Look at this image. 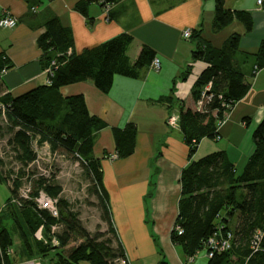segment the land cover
<instances>
[{"label":"trees","instance_id":"trees-1","mask_svg":"<svg viewBox=\"0 0 264 264\" xmlns=\"http://www.w3.org/2000/svg\"><path fill=\"white\" fill-rule=\"evenodd\" d=\"M93 1L103 6L113 0H79L75 8L86 14L87 4ZM232 19L239 20L244 31L252 27L249 10L232 9L224 5V0H214L213 28L218 29ZM240 35L239 32H232L221 45H215L201 34L200 29H191L190 39L194 41L192 57L205 63L193 81L191 91L196 97L200 87L210 81L209 92L212 93L202 109L185 106L182 99L173 95V88L167 95L159 97L167 101L169 108L178 110V126L188 146V162L179 175L180 196L174 220L182 231L177 233L173 226L170 230L171 240L180 245L186 255H193L204 247L207 237L219 225L222 226L221 231L231 232L229 247L212 252L207 257V264H264V115L251 129L253 149L240 169L226 157L223 150L212 151L196 159L192 157L203 136L215 139L219 135L217 121L249 86V82L244 81L241 69L234 64V54L239 51L244 56H253L251 75L264 66V38L254 51H246L239 49ZM132 38L129 32L123 31L75 52L70 49L71 32L57 16H50L44 21V30L37 36L36 42L41 49L43 69L54 60L49 82L17 95L4 93L0 97L4 104L0 114L5 116L7 127L12 131L15 157L22 165L37 159L32 147L33 139L39 144L45 141L50 150H60L80 162L90 180L91 190L98 198L107 228L94 232L85 228L70 209L68 201L59 197L60 186L46 177L39 175L33 179L30 197L26 198L17 195V189L22 184L19 177L9 184L0 172V180L8 185L11 193L0 213V264H14L16 261V257L9 254L12 231L4 223L6 217L11 218V228L18 235L25 255L30 257L36 253L46 256L49 249H53L48 258L49 264H78L81 259L88 260L90 264H116L115 257L124 254L120 241L115 240L116 231L103 185L100 157L93 153L94 133L106 123L87 109L81 93L63 95L59 87L90 79L99 90L106 92L115 73L137 76L140 69L150 63L155 51L143 43L131 60L126 49ZM6 61L0 57V68L4 64L10 66ZM112 131L114 156L120 158L130 154L136 133L134 122L113 127ZM39 189L58 197L57 216L36 205L33 198ZM14 195L17 201L12 200ZM234 213L236 220L232 227L228 222ZM53 223L60 224V230L54 233L58 245L50 242L49 231ZM39 226L42 234L46 235V242L34 234ZM258 230L261 231V248L252 251L251 239ZM64 245L67 247L63 249Z\"/></svg>","mask_w":264,"mask_h":264},{"label":"crops","instance_id":"crops-1","mask_svg":"<svg viewBox=\"0 0 264 264\" xmlns=\"http://www.w3.org/2000/svg\"><path fill=\"white\" fill-rule=\"evenodd\" d=\"M77 1L0 0V15L6 13L16 18L14 25L0 26V57L10 64L0 76V97L4 93L17 95L47 83L36 38L44 30V21L50 16H57L70 30V49L75 52L123 31L133 37L126 49L131 60L141 44L150 45L159 58L158 68L148 64L140 69L137 76L115 73L106 92L99 90L90 79L61 85L59 91L63 95L81 93L87 109L106 123L94 133L93 153L100 157L103 185L116 231L115 240L120 241L129 263L207 264L204 249H198L193 259L187 262L188 255L170 238L178 211L179 175L188 162V146L179 126L167 122L170 108L167 101L159 97L167 95L173 88L175 97L182 99L185 106L194 108L191 84L205 63L192 57L194 41L182 35L184 28L200 29L201 34L213 44L221 45L217 41V31L229 27L224 31H230L221 35L223 41L230 33L239 32V49L254 51L264 38V0L260 5L257 0H224L226 7L251 12L252 27L249 31H244L243 24L237 19L214 29V0H113L110 16L95 1L87 4L86 14H83L75 8ZM196 61H200L201 65L191 76L187 72ZM233 61L243 72L244 81H248L249 86L230 106L225 120L219 125L220 141L203 136L192 157L196 159L209 152L223 150L238 168L235 153L242 152L240 156L245 154L246 158L249 156L253 149L251 129L264 115V66L251 75L253 56H244L238 51ZM128 121L136 126L133 151L117 158L111 155L115 147L112 128L122 127ZM230 140L233 142L232 152L221 144V141ZM0 191L1 213L10 196L9 187L2 180ZM233 219L232 227L236 213L231 216L230 222ZM4 223L12 231L9 254L16 257L14 264L27 259L49 264L48 258L53 249H49L46 256L36 253L30 257L25 255L18 235L11 228V218L6 217ZM42 233L40 230L38 239L46 242V235ZM66 247L62 246L63 249ZM78 264L90 262L81 259Z\"/></svg>","mask_w":264,"mask_h":264},{"label":"rangeland","instance_id":"rangeland-1","mask_svg":"<svg viewBox=\"0 0 264 264\" xmlns=\"http://www.w3.org/2000/svg\"><path fill=\"white\" fill-rule=\"evenodd\" d=\"M228 26L231 27L232 25ZM227 28L229 27L222 28L220 31H217L216 37H219L217 40L219 41L218 43H222L224 39L221 35H226L223 33H228V31H230H224ZM200 65L201 62L196 61L194 65L189 67V73L187 72V74H190L191 76L195 75L196 70ZM46 79L49 80L48 76H46ZM172 109L175 108H170L171 111ZM176 111L178 113V110ZM176 126H178V122ZM11 138L12 131H10L7 127L5 116L0 114V172L2 176L6 177L9 184L13 183L14 178L19 177L22 182L21 185L26 184L33 188V179H37L39 175H42L60 186L58 193L59 197H62L68 201L70 209L76 213L78 219L85 228H87L90 232H94L96 230H106L107 222L102 217V211L98 202V198L92 192L90 180L85 174L83 166L76 158L63 153L60 150L52 151L49 149L47 142L44 141L43 143L39 144L35 139H33L32 147L36 151L37 159L31 163H28L27 165H22L21 162L15 157V149L11 143ZM211 140L215 142L220 141L219 137ZM232 143L233 142L231 140L221 141V144L226 146L228 152L233 151ZM200 148L201 146H199V151ZM241 154L242 152H236V156L232 155L237 157L235 162L239 165L238 169L242 167L241 165L246 159V155L243 154V156H240ZM111 155L113 156L114 153H111ZM14 199L15 198L12 197L13 201ZM57 199L58 197L56 196V206L58 208ZM233 223L234 219L230 222V226ZM175 225L176 224L173 223V226ZM57 230H60V227L57 228ZM51 233L52 232L49 231V234ZM203 249L205 250L203 247L200 248L199 251H202Z\"/></svg>","mask_w":264,"mask_h":264},{"label":"built area","instance_id":"built-area-1","mask_svg":"<svg viewBox=\"0 0 264 264\" xmlns=\"http://www.w3.org/2000/svg\"><path fill=\"white\" fill-rule=\"evenodd\" d=\"M262 3V0H257V4L260 5ZM112 3H105L102 8L105 12V14L108 16V11L111 7ZM32 8H34V6H32ZM16 23V18L8 15L6 13H2L0 15V26H12ZM191 34V29L189 27H186L182 30V35L185 38H189ZM54 64V60L52 59L50 61V64L47 65L43 70L45 71L46 75L48 76L49 79V74H51V65ZM150 67L152 68H158L160 65V61L159 58L157 56H154L152 58V60L149 63ZM9 66L7 64H4L1 68H0V76L6 72L7 68ZM47 82H49V80H47ZM209 86H210V81H207L206 83H204L201 87L200 90L197 94V96L195 97V108L197 109H202L203 104L208 101L211 98L212 93L209 92ZM0 108H4V104L3 102H1L0 100ZM227 115V112L225 113V115L220 118L217 121V128L219 127V125L225 120ZM167 122L170 125L175 126L178 122V113L175 109H172V111L170 110L167 116ZM219 135H216V138H218ZM215 138V139H216ZM114 156V155H113ZM29 191H30V185H20L17 189V195L19 197H30L29 196ZM15 201H17V197H14ZM34 201L36 203V205L39 208H45L47 209L51 215L53 216H57L58 214V209L56 206V197H53L51 195H49L47 192H45L43 189H39L38 193L34 196ZM60 227L59 223H53L50 226V231L51 233V237H50V242L53 245H58L59 241L57 236L54 234L57 231V228ZM221 225L218 226V229L215 230V232L208 236L206 241L204 242V248H205V255L207 257L211 256L212 252L214 251H221L224 250L226 248L229 247L230 245V239H231V232L229 230L226 231H221ZM174 228L176 229L177 233H180L182 231V227L179 226L178 224H176L174 226ZM40 230L41 227L39 226L36 231L34 232L35 236L37 238H39L41 236L40 234ZM260 238H261V231L258 230L253 234V237L251 239V248L252 251L260 249ZM193 255H188L187 256V262L191 261L193 259ZM115 262L116 264H130L128 261V258L125 256V253L123 255H119L117 257H115ZM19 264H41L39 261L34 260V259H27L25 261L20 262Z\"/></svg>","mask_w":264,"mask_h":264}]
</instances>
